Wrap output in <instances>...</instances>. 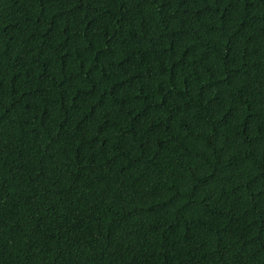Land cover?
<instances>
[{
  "label": "trees",
  "instance_id": "obj_1",
  "mask_svg": "<svg viewBox=\"0 0 264 264\" xmlns=\"http://www.w3.org/2000/svg\"><path fill=\"white\" fill-rule=\"evenodd\" d=\"M0 264H264V0H0Z\"/></svg>",
  "mask_w": 264,
  "mask_h": 264
}]
</instances>
